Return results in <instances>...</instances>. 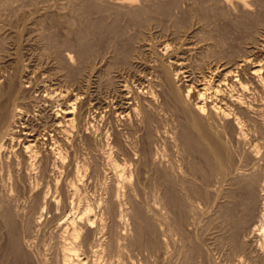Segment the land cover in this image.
<instances>
[{
    "label": "rangeland",
    "instance_id": "374dc122",
    "mask_svg": "<svg viewBox=\"0 0 264 264\" xmlns=\"http://www.w3.org/2000/svg\"><path fill=\"white\" fill-rule=\"evenodd\" d=\"M120 1L122 0H0V84H8V76H10V74L12 76H10L11 80L14 75H16L15 73L17 71L24 70L25 73L26 71L28 73H26V76L28 77L26 78L28 80L25 77L24 78L27 81L30 80L32 82V89L30 88L29 90H32L33 92L35 91L37 98L39 97L38 100H36L37 98L35 97L36 102L33 101V106L37 105V101H39L40 98L44 99L47 94H49L50 97L51 95L53 96L54 99L52 98V100L55 101L54 107L59 105V109H62L65 105L67 106V103L69 104L74 102L73 99H75V97H80H78L77 100L79 101L77 102V105L79 104L80 106L78 105L79 107L76 109L77 113H75L76 115L74 121L75 129L72 133V137L74 138L72 146H74L71 147L70 144V147H67L70 149H67V151L68 154H70V160L72 159V156H74L73 158L75 160H78L77 162L80 160L79 164L85 166V169L83 170H86L88 167V171L86 170L88 177H85L84 181V188L87 189L86 197L90 199L87 200L90 202L92 201L94 210L95 212H99V214L96 212L99 216L104 213L103 216L105 219L106 229L103 231L101 238L103 237L105 242L102 239L99 240L98 237L100 234L98 233L95 234V237L92 236L91 239H89L92 242L94 241L92 244H97L98 241L101 242L102 240L100 257L101 255L102 257H105H99L98 259L99 261L101 259L100 262H102V264H250L254 259L256 261L258 257H260V259L258 258L257 262L251 264H264V251H259V243H264V237H260V235L254 234L252 231V228H254L253 226L255 225L254 221H256L257 224L258 215L255 216V219L252 218L253 222L250 219L251 215L241 216L242 218L239 220V223H243L241 226L240 224H234L233 226L232 222L227 225L229 222L226 221L225 218H221L222 216L224 217V213L225 210H227L228 205H222L224 202L221 203L222 200L216 197L217 194H215V192L217 193L219 190L217 188L219 183L220 185L218 187L220 188L221 186V182H219L220 179H218L220 178V175L217 174V170L215 171L213 168H208L209 165L206 163L205 158L201 155L202 152L197 146L198 143L194 142L193 146L195 145L196 147H186L183 142L186 119L180 112L173 109L171 105L167 104V95H164L166 92L163 91L164 88L161 87V84L163 83L162 81L165 78L164 67H166V65L169 67V70L171 68L173 71L178 67L180 62H183L187 66L186 69L189 75H191V77L194 76V80H202L203 77H208L207 79H211L212 77L217 79L218 74H225L226 71L234 69V74H242L241 78H244L243 81L248 83L250 89L253 87V90L251 89L252 92L250 94L248 93L250 95V99L264 108V92L257 90L256 91L258 93L255 92V88L252 83L253 81H251L252 78L250 76L249 64L243 61V59L246 60L247 58L249 61L251 58V61L257 59L261 60V57L264 59V40H262L264 39V0H229V2L228 0H134V7H128L129 5L127 6V4L125 5L122 3L121 4L123 6H121L119 3ZM99 20H103L106 26L101 33L102 35L100 34V36H97L93 32L95 31V24L98 23L97 21ZM41 24L42 26H40ZM80 35H83V37H85L84 39H87L88 43L91 44V50L93 53L90 52L88 63H85V61H82L80 58L79 47L77 45L78 43L75 42L78 41L76 40V37ZM127 51L129 52L126 53ZM68 53L74 57L71 64L70 62H68L69 64L65 63L67 62L66 55ZM59 59L61 62H59ZM63 61L66 64H64L65 66L63 65ZM61 63L62 65H59ZM84 64H91L88 68V72L91 71V73H93L91 74L89 72L88 77L91 76L90 80L92 78L93 79L90 83H88L89 81H86L82 84L79 83L80 77H77V73L82 70V66L85 67ZM246 64L248 65L246 66ZM160 65L162 67H160ZM163 65L165 66L163 67ZM30 73L32 74L31 76ZM162 74L164 76H162ZM100 76L101 78H99ZM161 76L163 80L159 78ZM32 79L36 80L33 82ZM149 81H152V84ZM35 82L38 83L36 84ZM100 82L102 84H100ZM139 82H142L143 84H140ZM40 83L42 84L40 85ZM45 83H47L46 87L43 86L42 88L41 86ZM138 84L142 88L144 87V89L140 88ZM159 84L160 86H158ZM182 84L183 82L181 85ZM126 85L128 86L126 87ZM148 85H153L154 89L156 88L154 90L152 87V89L156 91L155 94L158 95H155L156 97L154 96V102L145 96L146 94L144 91L147 90L146 87H148ZM183 85L182 89L185 88L186 83ZM160 87L162 89H160ZM38 90L40 91V94ZM32 91L30 93L33 94ZM131 91H136V93L138 95H142L143 98L141 96L139 97L140 100L138 99L139 101L136 100L138 95L134 96L135 93H132ZM141 91L144 92V94ZM161 91L162 93H165L161 94ZM35 92L33 95H35ZM50 92L53 93L51 94ZM61 92H63V96ZM122 93L127 95L130 93L133 97L129 95L131 98H127L129 96L125 94L123 96ZM41 94L43 95V98ZM134 97L136 98L134 99ZM132 99L135 100L137 108L135 107L134 101V106L132 105ZM141 99L143 103L145 102V104L141 103ZM119 100H121L123 105L119 102ZM164 100L166 103L163 102ZM125 102L129 103L127 104ZM138 103L139 107L137 106ZM120 104L121 106L118 107ZM124 104H127V106ZM129 104L136 108L135 111ZM152 104L159 105L160 107H153L151 106ZM143 105L148 106L144 107ZM129 109L132 111L128 112ZM137 109L141 111L140 114L142 115L137 113ZM146 109L151 111H149L148 114H145V112H148ZM123 111L125 113L127 112L126 115ZM146 116L150 117H148V119L154 120H149L152 124H146ZM78 117L80 120L77 119ZM140 118L143 120H140ZM82 121L83 123H81ZM223 121L222 124L224 126L228 124V128L225 126L226 130H228H225L221 136L223 137L224 135L223 139H225V142L227 141V143H225L223 139L221 140L226 152V145H228L229 149H231H228V156L235 155V157L231 156L232 159H237L235 162L233 161L235 167L237 163L238 168L239 166L242 167L246 162L245 165H249L243 166L244 168L242 167L240 169H245V171H250L249 169L252 171L255 169L256 171L253 172L257 175L259 174L257 177L259 178L260 176V178L264 181V125L257 124V126L255 124L256 126L254 127V125H252L254 124L252 123L254 122V118L250 119L249 121L251 123L248 121L250 130H247L248 132L246 131L244 136L240 135V139V136L238 137L239 134L231 127L229 123L230 121ZM80 127L82 128L80 129ZM229 127L231 128L229 129ZM258 127L260 129H258ZM149 130L152 132L149 133ZM193 130H191V134H194L195 137L197 136V138H199V140L208 144L206 141L200 139V135H196L199 134L198 131L196 132V130H194L195 132H193ZM229 152L231 153L229 154ZM232 152L234 153L232 154ZM110 154L111 156H109ZM111 158H113V160ZM148 158L150 160H148ZM239 159L242 161V166L241 162L238 161ZM108 160H111L112 162H109ZM114 160L118 162L117 165L126 167L125 169L128 175V179L126 180L128 183L122 182L120 191L119 187L117 189V186L121 185V183L116 174H114L115 170L112 164H109H116L117 162ZM71 163L73 164L71 167H74V163L72 161ZM246 167L248 168L246 169ZM172 169L175 170L173 171ZM176 170V175L179 173L177 177H181H175L176 175L174 172ZM73 171L74 170L71 171V174ZM164 175L167 176V179ZM213 175H215V177ZM171 176L172 178L170 179ZM174 177L177 180L176 182H173ZM260 178L259 180H261L262 185H264V182ZM183 181L187 183L185 184ZM181 185L183 186L182 189L180 188ZM171 186L175 187L170 188ZM177 186L178 188L176 189ZM168 187L172 190L171 193L173 192V194L176 192L173 191V188L174 190H178L176 193L179 192V188L183 191L181 192L180 190L179 194H176L177 196L175 195V197L173 194L171 195V193H167V196L165 194L168 192L167 190H169ZM186 187L188 191H186ZM206 190L209 191H207V194L205 195L204 192H206ZM210 192L214 198L206 197L210 194ZM178 196H180V198L182 196L184 197L182 198V201L185 206L180 205V203L183 204V202H181V199H177ZM203 197L206 198L203 199ZM24 199V197L22 199L20 198L19 205L23 208V211H26L23 213L21 208L22 212L20 211L19 214H17L18 216L15 215L13 226L8 224V226L6 225L4 218H2L4 213L0 211V213H2V215H0V264H14L15 262V256L12 253L10 254V251H8V247L10 245L9 238L11 233L15 231V228L18 232V237L21 236L22 239L26 238L23 241L20 238L22 243H24L22 247L23 252L27 254V256L32 257H29V262H25L24 264H35V260L37 264H43L48 261V263L51 262L52 264L55 259L56 262L60 259V264L62 259L61 230H59L60 228L57 226L58 224L56 223V218L54 219L52 217V215L54 216V213H46V210L45 216L40 220L38 217L42 209L40 207H35L36 202H38L37 199L34 200L35 203L32 200H28L29 198H26L27 201ZM176 200H180V203ZM209 200H216V202H209ZM28 202H30L31 206H29L30 204ZM208 202L210 205H208ZM38 205L39 204L36 206ZM207 205L209 206V210H211L209 212ZM228 208L230 209L229 206ZM230 211L231 210H229V212ZM226 212L229 213L228 211ZM19 215H23V217L21 218ZM45 218L46 220H44ZM18 219L21 220L19 221ZM16 221L19 222V225H16ZM1 223L3 224L2 226ZM231 223L233 228H230ZM237 226H240L241 229L239 227L237 229ZM11 228L12 230L10 233ZM19 232H21V234ZM255 235H257V237L254 238ZM24 236L26 237L24 238ZM57 241H60L59 244ZM90 241H88L89 244H91ZM83 246L84 247L80 248L82 252L87 250L85 249L84 244ZM82 248H84V250H82ZM104 249L106 252H104ZM253 250H255V252L257 250L260 255L257 252H253ZM91 255L92 253L90 254L89 252V256ZM249 255L251 256L250 260L249 257H247ZM42 256H45V258L43 257L44 260ZM50 258L52 259L50 260ZM261 258H263V261L260 262ZM40 259L42 263L40 262ZM45 259L48 261H45ZM90 259L92 261H90L89 264H93V257H90Z\"/></svg>",
    "mask_w": 264,
    "mask_h": 264
},
{
    "label": "bare ground",
    "instance_id": "6f19581e",
    "mask_svg": "<svg viewBox=\"0 0 264 264\" xmlns=\"http://www.w3.org/2000/svg\"><path fill=\"white\" fill-rule=\"evenodd\" d=\"M14 1V0H13ZM77 1V0H76ZM225 1V0H224ZM98 2V1H97ZM96 2V3H97ZM171 2V1H170ZM175 2V1H174ZM229 2V0H228ZM9 3V2H8ZM31 3V2H30ZM84 3V2H83ZM86 3V2H85ZM88 3V2H87ZM120 4H127L128 7H132L133 5H135L134 0H122L119 2ZM118 3V4H119ZM166 3V2H165ZM226 3V2H224ZM103 4V3H102ZM101 4V5H102ZM121 4V6H123ZM1 5V4H0ZM96 5V4H95ZM174 5V4H173ZM245 5V4H244ZM13 6V5H12ZM83 6V5H82ZM86 6V5H85ZM171 6V5H170ZM175 6V5H174ZM8 7V6H7ZM91 7V6H90ZM98 7V6H97ZM100 7V6H99ZM110 7V6H109ZM108 7V8H109ZM126 7V6H125ZM134 7V6H133ZM156 7V6H155ZM24 8V7H23ZM75 8V7H74ZM85 8V7H84ZM45 9V8H44ZM86 9V8H85ZM104 9V8H103ZM143 9V8H142ZM141 9V10H142ZM159 9V8H158ZM264 9V8H263ZM207 10V8H206ZM80 11V9H79ZM91 11V10H90ZM99 11V9H98ZM12 12V11H11ZM92 12V11H91ZM111 12V11H110ZM108 13V12H107ZM138 13V10H137ZM205 13V12H204ZM116 14V13H115ZM114 14V15H115ZM136 14V11H135ZM140 14V13H139ZM137 14V15H139ZM82 15V14H81ZM201 15V14H200ZM136 16V15H135ZM93 17V16H92ZM143 17V16H142ZM90 18V17H89ZM109 18V17H108ZM19 19V18H18ZM48 19V18H47ZM87 19V18H86ZM85 19V20H86ZM115 19V18H114ZM135 19V18H134ZM140 19V18H138ZM169 19V18H168ZM195 19V18H194ZM199 19V18H198ZM203 19V18H201ZM83 20V19H82ZM91 20V19H90ZM97 20V19H96ZM109 20V19H108ZM193 20V19H192ZM259 20V19H258ZM13 21V20H12ZM22 21V20H21ZM28 21V20H27ZM206 21V20H205ZM212 21V20H211ZM98 23L95 24V31L93 33H95V35L100 36V34L102 33L103 29H105L104 27L105 22L103 20H99L97 21ZM154 22V21H153ZM261 22V21H260ZM74 23V22H73ZM139 23V22H138ZM186 23V22H185ZM244 23V22H243ZM69 24V23H68ZM94 24V23H93ZM137 24V23H136ZM146 24V23H145ZM74 25V24H73ZM82 25V24H81ZM264 25V24H263ZM42 26V24L40 25ZM89 26V25H88ZM148 26V24H147ZM4 27V26H3ZM13 27V26H12ZM39 27V26H38ZM252 27V26H251ZM16 28V27H15ZM60 28V27H59ZM111 28V27H110ZM140 28V27H139ZM169 28V27H168ZM227 28V27H226ZM21 29V28H20ZM57 29V28H56ZM55 29V30H56ZM128 29V28H127ZM151 29V28H150ZM252 29V28H251ZM254 29V28H253ZM69 30V29H68ZM181 30V29H180ZM261 30V29H260ZM169 31V30H168ZM15 32V31H14ZM72 32V31H70ZM89 32V31H88ZM110 32V31H109ZM41 33V32H40ZM44 33V32H43ZM79 33V32H78ZM256 33V32H255ZM16 34V33H15ZM34 34V33H33ZM77 34V33H76ZM84 34V33H82ZM71 35V34H69ZM102 35V34H101ZM254 35V34H253ZM31 36V35H30ZM46 36V34H45ZM17 37V36H16ZM47 37V36H46ZM51 37V36H50ZM89 37V36H88ZM94 37V35H93ZM102 37V36H101ZM111 37V36H110ZM131 37V36H130ZM262 37V36H261ZM28 38V37H27ZM52 38V37H51ZM58 38V37H57ZM63 38V37H62ZM85 37H83V35L76 37L75 41L76 43H78V47H79V55L80 58L82 59V61H85V63H88V58L90 55V52H92L91 50V44L88 43L87 39H84ZM90 38V37H89ZM138 38V37H137ZM136 38V39H137ZM198 38V37H197ZM6 39V38H5ZM54 39V38H53ZM74 39V38H73ZM16 40V39H15ZM51 40V39H50ZM91 40V39H90ZM264 40V39H262ZM5 41V40H4ZM70 41V40H69ZM256 41V40H255ZM44 42V41H43ZM54 42V41H53ZM110 42V41H109ZM149 42V41H148ZM198 42V41H197ZM3 43V42H2ZM67 43V42H66ZM72 43V42H71ZM117 43V42H116ZM56 44V42H55ZM68 44V43H67ZM95 44V43H94ZM93 44V45H94ZM179 44V43H178ZM48 45V44H47ZM50 45V44H49ZM114 45V44H113ZM12 46V45H11ZM117 46V44H116ZM168 46V45H167ZM23 47V46H22ZM52 47V46H51ZM55 47V45H54ZM125 47V46H124ZM130 47V46H129ZM177 47V46H176ZM67 48V47H66ZM105 48V47H104ZM109 48V47H108ZM147 48V47H146ZM154 48V47H153ZM60 49V48H58ZM70 49V48H69ZM102 49V48H101ZM157 49V48H156ZM161 49V48H160ZM169 49V48H168ZM173 49V48H170ZM52 50V49H51ZM116 50V49H115ZM138 50V49H137ZM154 50V49H153ZM166 50V49H165ZM197 50V49H196ZM4 51V50H3ZM15 51V49H14ZM43 51V50H42ZM48 51V50H46ZM65 51V50H64ZM113 51V50H112ZM119 51V49H118ZM19 52V51H18ZM58 52V51H57ZM117 52V51H116ZM129 51H127L126 53H128ZM215 52V51H214ZM252 52V51H251ZM11 53V52H10ZM59 53V52H58ZM66 53V52H65ZM93 53V52H92ZM218 53V52H217ZM250 53V52H249ZM111 54V53H110ZM134 54V53H133ZM156 54V53H155ZM158 54V53H157ZM192 54V53H191ZM225 54V53H224ZM261 54V53H260ZM54 55V54H53ZM76 55V54H75ZM125 55V52H124ZM254 55V54H253ZM16 56V55H15ZM59 56V55H57ZM64 56V55H63ZM139 56V55H138ZM247 56V55H246ZM257 56V55H256ZM62 57V56H61ZM77 57V56H76ZM102 57V56H101ZM128 57V56H127ZM131 57V56H130ZM167 57V56H166ZM226 57V56H225ZM232 57V56H231ZM59 58V57H58ZM63 58V57H62ZM60 58V59H62ZM74 57H72L71 54H67L66 55V60L68 63L72 62V59ZM152 58V57H151ZM170 58V57H169ZM230 58V57H229ZM234 58V57H233ZM247 58V57H246ZM256 58V57H255ZM259 58V57H258ZM21 59V58H20ZM59 59V60H60ZM107 59V58H106ZM126 59V58H125ZM136 59V58H135ZM248 59V58H247ZM247 59H243V61H245V63L249 64V70H250V76L252 78L251 81H253V85L255 88V92L257 91H263L264 92V59H262V57L260 58L261 60H254L251 61L252 58L249 59L247 61ZM10 60V59H9ZM65 60V59H64ZM65 60V61H66ZM128 60V59H126ZM140 60V59H139ZM138 60V61H139ZM200 60V59H199ZM55 61V60H54ZM74 61V60H73ZM81 61V60H80ZM92 61V60H91ZM101 61V60H100ZM143 61V60H142ZM230 61V60H229ZM234 61V60H233ZM22 62V61H21ZM26 62V61H25ZM61 62V60L59 61ZM165 62V61H164ZM56 63V62H55ZM58 63V62H57ZM63 61V65L65 64ZM79 63V62H78ZM83 63V62H82ZM138 63V62H137ZM155 63V62H154ZM179 63V62H177ZM176 63V65H177ZM243 63V64H245ZM10 64V63H9ZM69 64V63H68ZM123 64V63H122ZM163 64V63H162ZM166 64V63H164ZM201 64V63H200ZM210 64V63H209ZM242 64V63H241ZM246 64V66L248 65ZM12 65V64H11ZM32 65V64H31ZM59 65H62L59 64ZM66 65V64H65ZM64 65V66H65ZM85 65V64H84ZM91 64L89 65H85V67L82 66V70L79 71V73H77V77H80L79 83L84 84L86 81H89L88 83H90V77H88V68ZM129 65V64H128ZM149 65V64H148ZM154 65V64H153ZM175 65V66H176ZM37 66V65H36ZM69 66V65H67ZM66 66V67H67ZM81 66V65H80ZM93 66V65H92ZM113 66V65H112ZM127 66V65H126ZM165 65H163L164 67ZM222 66V65H221ZM7 67V66H6ZM15 67V66H14ZM39 67V66H38ZM65 67V68H66ZM73 67V66H72ZM79 67V66H78ZM109 67V66H108ZM121 67V66H120ZM160 67H162L160 65ZM167 67V68H166ZM165 70H164V74H165V78L164 80L162 79V76H164L162 74L161 78L163 81V83L161 84L164 88L163 91L166 92L167 95V104L171 105L173 107V109H176L178 112H180L184 118L186 119V123L184 125V140L183 142L185 143L186 147H190L193 146L194 142L198 143V148L200 149V151L202 152V156L205 158L206 163L209 165L208 168H213L215 171L217 170V174L220 175V179L219 182H221V186L220 188L218 187L220 185L217 186V188L219 189L218 192L215 194H217L216 197H218L219 199H221V203L226 204L230 207V209L227 206V210H225L224 213V217L222 216L221 218H225L226 221H228L229 223L227 225L230 224V222L233 223L235 225L243 224L242 222L239 223L240 218H242L241 216H245V215H251V221L253 222V219H255V216H257V224L256 221H254L255 225L253 226L254 228H252L253 233L260 235V237H264V185H262L261 180H259V178L257 177L258 175L255 174L253 171H256L255 169L251 171V169H249L250 171H245V169H240L243 166H247L249 164L245 163L242 166V161H240V159L238 161L241 162V166H239V168L237 167L238 163L236 164V167L234 165L235 160L237 159H232L231 156L235 155H229L228 156V145L227 146V152L225 151V148L223 146V142L221 139L224 138L221 136L222 133H224V131L226 130V127L228 124H226L225 126L222 124V121L224 120H229L228 122L230 123L231 127L236 131V133H238V137L240 135H245L247 130H250L249 125H248V121L252 118H254V127L259 124V125H264V108L263 106L256 104L255 101H252L250 99V93L253 90V87H251V89L248 86V83L244 82L243 79L241 78L242 74H238L235 73V70H228L225 72V74H218L217 75V79L215 78H211V79H207L208 77H203L202 80H197V79H193V77H191V75H189L188 71H187V66L182 62H180L178 64V67L175 68V70H170L168 69L169 67L166 65ZM205 67V66H204ZM231 67V66H230ZM241 67V66H240ZM20 68V67H19ZM35 68V67H34ZM41 68V67H40ZM70 68V67H69ZM95 68V67H94ZM104 68V66H103ZM131 68V67H130ZM14 69V68H13ZM80 69V68H79ZM99 69V68H98ZM107 69V68H106ZM122 69V68H121ZM152 69V68H151ZM19 70V69H18ZM32 70V69H30ZM40 70V69H39ZM72 70V69H70ZM237 70V69H236ZM242 70V69H241ZM16 71V68H15ZM93 71V70H92ZM106 71V70H105ZM144 71V70H143ZM150 71V70H149ZM33 72V71H32ZM60 72V71H59ZM69 72V70H68ZM72 72V71H70ZM75 72V71H73ZM78 72V71H77ZM110 72V71H109ZM123 72V71H122ZM163 72V71H162ZM190 72V71H189ZM237 72V71H236ZM243 72V71H242ZM7 73V72H6ZM10 73V72H9ZM27 73V71H26ZM25 71H17L14 75V77L10 80V76H8L9 78V82L6 85H2L0 84V211L4 213V216H2V218H4V222L6 223V225H14V221H15V215L19 214V212L21 211V206L19 205V200L20 198L22 199L23 197L25 198L24 200L27 201L26 198H29L28 200H32L35 203V199H37L38 202H36V205L39 204L38 206L35 205V207H40L42 209V211L40 212L39 215V219L41 220L44 216H45V211L46 213L48 212H52V214L54 213V216L52 215V217L56 220V223L58 224V228H60L59 230H61V246H62V250H61V254H62V259H61V263L60 264H89L90 261H92L90 259V257H93V264H102L101 259L100 261L98 260L100 257V252H101V247H102V240L103 237L101 238L103 231H105V219H104V213L103 215H98L99 212H95L92 201H88L90 199H88V197H86V190L84 187V181H85V177L87 176L85 166L84 165H80V160L79 162H77L78 160H75L72 156V159H69V155L68 151H67V147H71L72 146V141L74 140V138L72 137V133L73 130L75 129V113L76 109L80 106L77 105V101L78 97H75L74 102L71 103H67V106L65 105V107H62V109H59V105H57L56 107H54V102L52 100L53 96L51 95V97L49 96V94H47V96H45L44 94V99H39L38 104L33 106V101L36 102V100H38L36 92L35 95L34 92L33 94L30 93L31 91L29 90L30 88L32 89V82L29 80L27 81L28 77L26 76ZM93 73V72H92ZM91 73V74H92ZM220 73V72H219ZM28 74V73H27ZM59 74V73H58ZM71 74V73H70ZM74 74V73H73ZM72 74V77H73ZM87 74V75H86ZM215 74V73H214ZM6 75V74H5ZM13 75V74H12ZM32 74L30 73V76ZM66 75V74H65ZM97 75V74H96ZM136 75V74H135ZM198 75V74H197ZM209 75V74H208ZM211 75V74H210ZM245 75V74H244ZM249 75V74H248ZM56 76V75H55ZM75 76V75H74ZM143 76V75H142ZM147 76V75H146ZM150 76V75H149ZM154 76V75H153ZM199 76V75H198ZM213 76V75H212ZM247 76V75H246ZM2 77V76H1ZM12 77V76H11ZM27 79H25V78ZM103 77V76H102ZM158 77V76H157ZM71 78V77H70ZM101 78V76L99 77ZM123 78V77H122ZM129 78V77H128ZM139 78V77H138ZM156 78V77H155ZM198 78V77H197ZM200 78V77H199ZM210 78V77H209ZM49 79V78H47ZM79 79V78H78ZM140 79V78H139ZM138 79V81H139ZM150 79V77H149ZM6 80V81H7ZM33 80V79H32ZM36 80V79H34ZM33 80V82H34ZM46 80V78H45ZM95 80V79H94ZM102 80V79H101ZM107 80V79H106ZM157 80V79H156ZM2 81V80H1ZM43 81V80H42ZM68 81V80H67ZM104 81V80H103ZM122 81V80H121ZM125 81V80H124ZM143 81V80H140ZM146 81V80H145ZM183 82L186 83L185 88L182 89V85L181 83ZM229 81V82H227ZM49 82V81H48ZM60 82V81H59ZM147 82V81H146ZM150 82V81H149ZM152 82V81H151ZM150 82V83H151ZM181 82V83H180ZM2 83V82H1ZM36 83V82H35ZM38 83V82H37ZM36 83V84H37ZM43 83V82H42ZM40 83V85L42 84ZM76 83V82H75ZM78 83V84H79ZM122 83V82H121ZM140 84L142 82H139ZM155 83V82H154ZM159 83V81H158ZM45 83L44 85H42L41 87L43 88V86L46 87ZM51 84V83H50ZM100 84H102L100 82ZM117 84V83H116ZM126 84V83H125ZM143 84V83H142ZM145 84V83H144ZM152 84V83H151ZM157 84V83H156ZM87 85V84H86ZM97 85V84H96ZM147 85V84H146ZM36 86V85H35ZM50 86V85H49ZM82 86V85H81ZM89 86V85H88ZM128 85H126L127 87ZM139 86V84H138ZM160 86V84L158 85ZM184 86V85H183ZM37 87V86H36ZM40 87V88H41ZM55 87V86H54ZM76 87V86H75ZM84 87V86H83ZM111 87V86H110ZM123 87V86H122ZM140 88H142L141 86H139ZM146 87V86H145ZM154 86L152 85H148L147 90H145V96L148 97L151 101H155L154 100V96L157 95L155 94L156 91H154ZM160 87V89H162ZM34 88V86H33ZM39 88V87H38ZM37 88V89H38ZM60 88V87H59ZM80 88V87H79ZM78 88V89H79ZM91 88V87H90ZM105 88V87H104ZM125 88V87H124ZM131 88V87H130ZM139 88V89H140ZM145 88V89H146ZM52 89V88H51ZM56 89V88H55ZM128 89V88H127ZM144 89V87L142 88ZM53 90V89H52ZM80 90V89H79ZM84 90V89H83ZM89 90V89H88ZM91 90V89H90ZM121 90V89H120ZM123 90V88H122ZM251 90V91H250ZM257 90V91H256ZM39 91V90H38ZM42 91V89H41ZM45 91V88H44ZM43 91V92H44ZM48 91V90H47ZM59 91V90H58ZM70 91V90H69ZM125 91V90H124ZM140 91V90H138ZM56 92V91H55ZM89 92V91H88ZM123 92V91H122ZM128 92V91H127ZM132 92V91H131ZM142 92V91H141ZM140 92V93H141ZM144 92H142L144 94ZM163 92V93H165ZM254 92V91H253ZM30 93V94H29ZM51 93V92H50ZM53 93V92H52ZM51 93V94H52ZM86 93V92H85ZM91 93V92H90ZM99 93V92H98ZM107 93V92H106ZM126 93V92H125ZM124 93V94H125ZM135 93L134 96H137L138 94L136 93V91L132 92ZM139 93V94H140ZM161 91V94H163ZM249 93V94H248ZM258 93V92H257ZM256 93V94H257ZM29 94V95H28ZM38 94V92H37ZM40 94V91H39ZM62 96H63V92H61ZM120 94V93H119ZM123 94V93H122ZM121 94V96H122ZM123 94V96H124ZM255 94V93H253ZM42 95V94H41ZM56 95V94H55ZM127 95V94H125ZM130 95V93H129ZM127 95V96H129ZM133 95V94H132ZM118 96V95H116ZM131 96V95H130ZM127 97V98H131V97ZM142 95H138L137 99H139V97H141ZM158 96V95H157ZM256 96V95H254ZM261 96V95H260ZM37 99H36V98ZM58 97V96H57ZM60 97V96H59ZM65 97V96H64ZM107 97V96H106ZM115 97V96H114ZM156 97V96H155ZM163 97V96H162ZM253 97V96H251ZM43 98V95H42ZM80 98V97H79ZM83 98V97H82ZM124 98V97H123ZM126 98V100H127ZM136 97H134L135 99ZM143 98V96H142ZM36 99V100H35ZM54 99V98H53ZM57 99V98H56ZM99 99V98H98ZM109 99V98H108ZM107 99V100H108ZM122 99V97H121ZM132 99V105L135 103V100ZM147 99V98H146ZM143 99V100H146ZM165 99V97H164ZM261 99V98H260ZM130 100V99H129ZM140 100V99H139ZM138 100V101H139ZM148 100V99H147ZM149 100V102H150ZM255 100V99H253ZM128 101V100H127ZM130 101V103H131ZM134 101V103H133ZM137 101V102H138ZM57 102V101H56ZM112 102V101H111ZM119 102H121V100H119ZM165 102V100L163 101ZM58 103V102H57ZM56 103V104H57ZM60 103V102H59ZM127 103V102H125ZM129 103V102H128ZM127 103V104H128ZM141 103L145 104V102L143 103L142 99H141ZM151 103V102H150ZM156 103V102H155ZM166 103V102H165ZM116 104V103H115ZM122 104V102H121ZM121 104L118 106L120 107ZM127 104L125 106H127ZM148 104V103H146ZM123 105V104H122ZM130 105V104H129ZM132 105H130L132 107V109L134 108ZM165 105V104H164ZM103 106V105H102ZM139 107V103L137 105ZM142 106V105H140ZM144 107H147L148 105H143ZM151 106H159V105H154L152 104ZM149 106V107H151ZM168 106V105H167ZM170 106V107H171ZM61 107V106H60ZM92 107V106H91ZM116 107V106H115ZM117 107V108H118ZM135 107H136V103H135ZM143 107V108H144ZM148 107V108H149ZM160 107V106H159ZM158 107V108H159ZM103 108V107H102ZM109 108V107H108ZM129 108V107H128ZM126 108V109H128ZM137 108V107H136ZM134 108L133 110L135 111ZM54 109V110H53ZM124 109V108H122ZM141 109V108H138ZM137 109V110H138ZM168 109V108H167ZM172 109V108H171ZM84 110V109H83ZM145 110V109H144ZM148 110V109H146ZM155 110V108H154ZM98 111V110H97ZM120 111V110H119ZM132 111L131 109H129L128 112ZM148 112H145V114H148ZM171 111V110H170ZM79 112V110H78ZM121 112V111H120ZM124 112V111H123ZM122 112V113H123ZM153 112V111H152ZM81 113V111H80ZM90 113V112H89ZM121 113V114H122ZM125 113V112H124ZM127 113V112H126ZM125 113V115H126ZM135 113V112H134ZM137 113H141V111L138 110ZM143 113V112H142ZM119 114V113H118ZM143 114V115H145ZM152 114V113H151ZM160 114V113H159ZM78 115V114H77ZM80 115V114H79ZM142 115V114H140ZM138 115V116H140ZM150 115V114H149ZM82 116V114H81ZM88 116V115H87ZM113 116V115H112ZM115 116V115H114ZM122 116V115H121ZM124 116V115H123ZM131 116V115H130ZM151 116V115H150ZM153 116V115H152ZM177 116V115H176ZM178 116L180 117V115L178 114ZM141 117V116H140ZM143 117V116H142ZM147 117V116H146ZM149 117V116H148ZM148 117L145 119L147 122L146 124H150L151 121L153 119H148ZM125 118V116H124ZM150 118V117H149ZM78 120H80V118H77ZM142 118H140L141 120ZM178 119V118H177ZM184 119V120H185ZM77 120V121H78ZM121 120V119H119ZM139 120V121H140ZM143 120V119H142ZM149 120H151L149 122ZM92 121V120H90ZM154 121V120H153ZM223 121V122H224ZM253 121V120H251ZM128 122V121H127ZM134 122V121H133ZM144 122V121H143ZM183 122V121H182ZM227 122V123H228ZM250 122V121H249ZM83 123V121L81 122ZM112 123V122H111ZM132 123V122H131ZM141 123V122H140ZM251 123V122H250ZM77 124V123H76ZM145 124V123H144ZM152 124V123H151ZM163 124V123H162ZM256 124V125H255ZM82 125V124H80ZM78 125V126H80ZM123 125V124H122ZM140 126V125H139ZM147 126V125H145ZM151 126V125H150ZM149 126V127H150ZM251 126V125H250ZM258 126V125H257ZM141 127V126H140ZM148 127V128H149ZM159 127V126H158ZM229 127V129L231 128ZM78 128V127H77ZM82 127H80L81 129ZM126 128V126H125ZM134 128V127H133ZM152 128V127H151ZM150 128V129H151ZM172 128V127H171ZM228 128V126H227ZM253 128V127H252ZM79 129V131H80ZM138 129V128H137ZM178 129V128H177ZM196 130V132L198 131L199 134L196 135H200V139L206 141L208 144L202 142L201 140H199V138H197V136L195 137L194 134H191V130ZM232 129V130H233ZM258 129H260L258 127ZM264 129V128H263ZM77 130V129H76ZM92 130V129H91ZM141 130V129H140ZM152 130V129H151ZM193 130V132H195ZM228 130V129H227ZM226 130V131H227ZM255 130V128H254ZM262 130V129H261ZM78 131V130H77ZM83 131V130H82ZM148 131V130H147ZM157 131V130H156ZM252 131V129H251ZM256 131V130H255ZM258 131V130H257ZM76 132V131H75ZM152 132L149 130V133ZM248 132V131H247ZM250 132V131H249ZM80 133V132H78ZM137 133V132H136ZM235 133V132H233ZM254 133V132H253ZM125 134V133H124ZM132 134V133H131ZM174 134V133H173ZM248 134V133H247ZM251 134V133H250ZM150 136V134H149ZM148 136V137H149ZM247 136V135H246ZM147 137V138H148ZM132 138V137H131ZM177 138V137H176ZM146 139V138H145ZM160 139V138H159ZM183 139V138H182ZM241 139V136H240ZM243 139V138H242ZM169 140V139H168ZM225 142V139H223ZM90 141V140H89ZM135 141V140H134ZM148 141V139H147ZM201 141V142H200ZM247 141V140H246ZM149 142V141H148ZM81 143V142H80ZM108 143V142H107ZM128 143V142H127ZM151 143V142H150ZM227 143V141L225 142ZM116 144V143H115ZM135 144V143H134ZM139 144V143H138ZM177 144V143H176ZM184 145V144H183ZM83 146V145H82ZM120 146V145H119ZM195 146V145H194ZM193 146V147H194ZM97 147V146H96ZM121 147V146H120ZM184 147V146H183ZM196 147V146H195ZM137 148V147H136ZM253 148V147H252ZM70 149V148H69ZM68 149V150H69ZM89 149V148H88ZM153 149V148H152ZM182 149V148H181ZM198 149V150H199ZM231 150V149H229ZM235 150V149H234ZM87 151V150H86ZM93 151V150H92ZM98 151V150H97ZM154 151V150H153ZM89 152V151H88ZM96 152V151H95ZM99 152V151H98ZM103 152V151H102ZM111 152V151H109ZM116 152V151H115ZM159 152V151H158ZM251 152V151H249ZM100 153V152H99ZM141 153V152H140ZM200 153V152H199ZM227 155H226V154ZM231 152H229L230 154ZM234 152H232L233 154ZM237 153V152H236ZM258 153V152H257ZM104 154V153H103ZM146 154V153H145ZM190 154V153H189ZM151 155V154H149ZM180 155V154H179ZM103 156V155H102ZM111 156V154L109 155ZM148 156V155H147ZM243 156V155H242ZM99 157V156H98ZM142 157V156H141ZM152 157V156H151ZM165 157V156H164ZM172 157V156H171ZM175 157V156H174ZM202 157V158H203ZM109 158V157H108ZM154 158V157H153ZM105 159V158H104ZM113 160V158H111ZM124 159V158H123ZM127 159V158H126ZM139 159V158H138ZM146 159V158H145ZM156 159V158H155ZM70 162H69V161ZM92 160V159H91ZM142 160V159H141ZM148 160H150L148 158ZM153 160V159H152ZM204 160V161H205ZM71 161L74 163V167H71L73 164L71 163ZM109 161V160H108ZM111 161V160H110ZM109 161V162H110ZM116 161V160H114ZM129 161V160H128ZM182 161V160H181ZM234 161V162H233ZM237 161V162H238ZM112 162V161H111ZM117 162V161H116ZM121 162V161H120ZM145 162V161H144ZM147 162V160H146ZM150 162V161H149ZM148 162V163H149ZM177 162V161H176ZM126 163V162H125ZM157 163V162H156ZM112 164L115 172L114 174H116L117 178L119 179L121 185L117 186V189L119 187V191L120 188L122 187V182L124 183H128L126 182L127 178V172H126V167H121L118 164V162L115 163H109ZM159 164V163H158ZM166 164V163H165ZM240 164V163H239ZM86 165V164H85ZM128 165V164H127ZM141 165V164H140ZM147 165V164H146ZM152 165V164H151ZM155 165V164H154ZM157 165V164H156ZM207 165V166H208ZM88 166V165H87ZM111 166V165H110ZM153 166V165H152ZM174 166V165H173ZM106 167V166H105ZM108 167V166H107ZM155 167V166H154ZM175 167V166H174ZM179 167V166H178ZM199 167V166H198ZM249 167V166H248ZM246 167V169L248 168ZM74 168V169H71ZM181 168V167H180ZM244 168V167H243ZM254 168V166H253ZM96 169V168H95ZM130 169V168H129ZM179 169V168H178ZM177 169V170H178ZM74 170L71 174V171ZM111 170V168H110ZM131 170V169H130ZM173 170V169H172ZM175 170V169H174ZM173 170V171H174ZM177 170L174 172L176 175ZM194 170V169H193ZM259 170V169H258ZM263 170V169H262ZM88 171V170H87ZM92 171V170H91ZM106 171V170H105ZM157 171V170H156ZM162 171V170H161ZM189 171V170H188ZM199 171V170H198ZM210 171V169H209ZM213 171V170H212ZM261 171V170H260ZM109 172V171H108ZM129 172V171H128ZM158 172V171H157ZM170 172V171H169ZM185 172V171H184ZM202 172V171H201ZM160 173V171H159ZM166 174H170L167 172H163ZM173 173V172H172ZM182 173V172H181ZM180 173V175H181ZM195 173V172H194ZM208 173V172H207ZM213 173V172H212ZM89 174V173H88ZM113 174V173H112ZM130 174V173H129ZM132 174V173H131ZM149 174V173H148ZM172 175V174H171ZM179 175V173L177 174ZM177 175L175 177H177ZM186 175V173H185ZM99 176V175H98ZM113 176V175H112ZM115 176V177H116ZM155 176V175H154ZM160 176V175H159ZM165 176V175H164ZM170 176V175H169ZM168 176V177H169ZM174 176V175H173ZM215 177V175H213ZM101 177V176H100ZM130 177V176H129ZM167 179V176H165ZM174 177L173 182H176V178ZM181 177V176H179ZM177 177V178H179ZM193 177V176H192ZM97 178V176H96ZM162 178V176H161ZM172 178V176L170 177V179ZM183 178V176H182ZM100 179V178H99ZM115 179V178H114ZM131 179V178H130ZM159 179V178H158ZM169 179V178H168ZM169 179V181H170ZM186 179V178H185ZM262 179V178H260ZM90 180V179H89ZM104 180V179H103ZM117 180V179H116ZM163 180V179H162ZM160 180V181H162ZM183 180V179H182ZM168 181V180H167ZM179 181V180H178ZM181 181V178H180ZM263 181V179H262ZM104 182V181H103ZM115 182V181H114ZM130 182V181H129ZM166 182V181H164ZM172 182V183H173ZM184 182V181H183ZM216 182V183H217ZM264 182V181H263ZM161 183V182H159ZM171 183V182H170ZM181 183V182H180ZM185 183V182H184ZM187 183V182H186ZM185 183V184H186ZM179 184V183H178ZM175 184V185H178ZM183 184V183H181ZM184 184V185H185ZM208 184V183H206ZM126 185V184H125ZM164 185V184H163ZM168 185H172V184H168ZM167 185V186H168ZM211 185V184H209ZM208 185V186H209ZM159 186V185H158ZM180 186V184H179ZM186 186V185H185ZM124 187V186H123ZM162 187V186H161ZM166 187V186H165ZM164 187V188H165ZM175 187V186H171L170 188ZM182 185H181V189H182ZM169 188V187H168ZM169 188V190H167L168 192H166L165 195H167V193H171V189ZM178 188V186L176 187V189ZM179 188V192L180 189ZM123 189V188H122ZM163 189V188H162ZM167 189V188H166ZM184 189V188H183ZM158 190V189H157ZM165 190V189H164ZM124 191V190H123ZM173 191H178V190H174ZM183 190H181L182 192ZM186 191H188L187 187H186ZM207 191L204 192V194H207ZM157 192V191H156ZM159 192V191H158ZM165 192V191H163ZM174 192L175 194H173V192L171 193V195L173 194L174 197L175 195L179 194ZM209 193V192H208ZM139 194V193H138ZM184 194V192H183ZM202 194V193H201ZM116 195V194H115ZM120 195V192H119ZM124 195V193H123ZM176 195V196H177ZM181 195V194H180ZM210 195V196H209ZM208 196H206L207 198L209 197H213L212 193L210 192ZM114 196V195H113ZM125 196V195H124ZM168 196V195H167ZM186 196V195H184ZM204 196V195H202ZM90 197V196H89ZM116 197V196H115ZM119 197V196H118ZM138 197V196H137ZM179 197V198H178ZM177 199H181V202H183L182 198H184L183 196L180 198V196H178ZM187 197V196H186ZM206 197H203V199H205ZM130 198V197H129ZM140 198V197H139ZM168 198V197H167ZM172 198V197H170ZM191 198V197H190ZM214 198V197H213ZM88 199V200H87ZM100 199V198H99ZM117 199V198H116ZM175 199V198H174ZM217 199V198H216ZM218 199V200H219ZM97 200V199H96ZM104 200V199H103ZM24 201V202H25ZM128 201V200H127ZM176 201H180V200H176ZM207 201V200H206ZM213 201V200H209ZM101 202V201H99ZM177 202V203H178ZM208 202V205H210V203ZM215 201H213V203H215ZM30 204V202H28ZM27 203V204H28ZM172 203V202H171ZM176 203V202H175ZM180 203V202H179ZM207 203V202H206ZM219 203V202H218ZM102 204V203H101ZM124 204V202H123ZM126 204V203H125ZM217 204V203H216ZM220 204V203H219ZM15 205V206H14ZM96 205V204H95ZM180 205L185 206L184 202L183 204L180 203ZM202 205V204H201ZM208 207V212L211 211L209 210V206ZM31 206V204L29 205ZM34 206V205H33ZM101 206V205H99ZM105 206V205H103ZM178 206V205H177ZM175 206V207H177ZM180 206V207H181ZM225 206V205H224ZM25 207V204H24ZM98 207V205H97ZM153 207V206H152ZM179 207V208H180ZM226 207V206H225ZM28 208V207H27ZM106 208V207H105ZM145 208V207H144ZM182 208V207H181ZM224 208V207H221ZM32 209V208H31ZM142 209V208H141ZM211 209V207H210ZM40 210V209H39ZM37 210V211H39ZM101 210V209H100ZM131 210V209H130ZM170 210V209H169ZM179 210V209H178ZM229 210H231L229 212ZM23 211V208H22ZM21 211V212H22ZM26 211V210H24ZM23 211V213H24ZM189 211V210H188ZM187 211V212H188ZM205 211V210H204ZM226 211H228L229 213H227ZM105 212V211H104ZM125 212V211H124ZM185 212V210H184ZM26 213V212H25ZM101 213V212H100ZM164 213V212H163ZM171 213V212H170ZM227 213V214H226ZM180 214V213H179ZM221 214V213H220ZM226 214V216H225ZM0 215H2V213H0ZM47 215V214H46ZM106 215V213H105ZM174 215V213H173ZM207 215V214H206ZM18 216V215H17ZM20 216V215H19ZM247 216V217H249ZM21 218L23 217L20 216ZM123 217V216H122ZM19 218V217H18ZM108 218V217H107ZM119 218V217H118ZM253 218V219H252ZM36 219V218H35ZM243 219L245 220V218L243 217ZM247 219V218H246ZM249 219V218H248ZM19 220V219H18ZM21 220V219H20ZM19 220V221H20ZM46 220V218L44 219ZM185 220V219H184ZM225 221V222H226ZM0 222H1V218H0ZM40 222V221H39ZM38 222V223H39ZM108 222V220H107ZM182 222V221H181ZM224 222V223H225ZM4 223V224H5ZM16 225H19V222L16 221ZM32 223V222H31ZM34 223V222H33ZM171 223V222H170ZM220 223V222H219ZM227 223V222H226ZM225 223V224H226ZM232 223H231V227H232ZM251 223V222H250ZM22 224V223H21ZM37 224V223H36ZM97 224V225H96ZM179 224V222H178ZM181 224V223H180ZM3 224L1 223V226ZM5 225V226H6ZM7 225V226H8ZM15 225V226H16ZM160 225V224H159ZM21 226V225H20ZM30 226V225H29ZM172 226V225H171ZM182 226V225H181ZM240 226H237L240 228ZM236 227V226H235ZM234 227V229H235ZM248 227V226H247ZM15 228V227H14ZM21 228V227H20ZM19 228V230H20ZM127 229V228H126ZM170 229V228H169ZM241 229V228H240ZM12 228L10 229V233H11ZM23 230V229H22ZM163 230V229H162ZM171 230V229H170ZM4 231V230H3ZM34 231V229H33ZM125 231V230H124ZM154 232V231H153ZM165 232V231H164ZM9 233V234H10ZM17 231L15 228V231H13L10 235L9 238V247H8V251H10V254L12 253L15 256V262L14 264H24L25 262H29V257L32 258L31 256H27V254H25L23 252V244L22 241L25 240L26 236H24L25 239H22L21 236H17ZM21 234V232H19ZM50 233V232H49ZM48 233V234H49ZM100 234V236L98 237L100 241H98L97 244H92L93 242L90 241L89 239H91L92 236H96L95 234ZM111 233V232H110ZM127 233V232H126ZM170 233V231H169ZM19 234V235H20ZM167 234V232H166ZM236 234V233H235ZM251 234V233H250ZM257 235L254 236L257 237ZM36 236V235H35ZM39 236V235H38ZM252 236V235H251ZM163 237V236H162ZM22 241H21V239ZM49 238V237H48ZM118 238V237H117ZM156 238V237H155ZM253 238V237H252ZM94 239V238H92ZM264 239V238H263ZM111 240V239H110ZM164 240V239H163ZM187 240V239H186ZM253 240V239H252ZM21 241V243H20ZM44 241V240H43ZM88 241L91 242V244L88 243ZM97 241V240H96ZM105 242V240H103ZM262 241V240H261ZM51 242V240H50ZM58 244L60 241H57ZM250 242V241H249ZM248 242V243H249ZM260 242V241H259ZM5 243V242H4ZM36 243V242H35ZM96 243V242H95ZM110 243V242H109ZM115 243V242H114ZM235 243V241H234ZM255 243V242H254ZM83 244L85 245V250L84 252L81 251V247H84ZM105 244V243H104ZM260 244V250L259 251H264V243H259ZM6 245V244H5ZM47 245V244H46ZM172 245V244H171ZM253 245V244H252ZM256 245V244H255ZM51 246V245H50ZM58 246V245H57ZM56 246V247H57ZM152 246V245H151ZM5 247V246H4ZM43 247V246H42ZM59 247V246H58ZM249 247V246H248ZM253 247V246H252ZM6 248V247H5ZM54 248V247H53ZM111 248V247H110ZM247 248V247H246ZM255 248V247H254ZM166 249V248H165ZM238 249V248H237ZM241 249V248H240ZM244 249V246H243ZM25 250V248H24ZM59 250V248H58ZM82 250H84V248H82ZM119 250V249H118ZM149 250V249H148ZM182 250V249H181ZM236 250V249H235ZM234 250V251H235ZM251 250V248H250ZM258 250V249H257ZM256 250L257 253H259ZM190 251V250H189ZM89 252L90 254L92 253L91 256H89ZM104 252L105 249H104ZM108 252V251H107ZM199 252V251H198ZM244 252V251H243ZM253 252H255V250H253ZM255 252V253H256ZM28 253V252H26ZM53 253V251H52ZM58 253V252H57ZM238 253V252H237ZM8 254V253H7ZM250 254V253H249ZM6 255V253H5ZM40 255V254H39ZM223 255V254H222ZM227 255V254H226ZM245 255V254H244ZM260 255V253H259ZM257 255V256H259ZM262 255V254H261ZM8 256V255H7ZM57 256V254H56ZM59 256V254H58ZM230 256V255H229ZM253 256V254H252ZM13 257V256H12ZM41 257V256H40ZM45 258V256H42V258ZM105 256L100 258H104ZM162 257V256H161ZM194 257V256H193ZM202 257V256H201ZM249 257V260L251 258V256H247ZM255 257V254H254ZM262 257V256H261ZM10 258V257H9ZM43 258V260H44ZM48 258V257H47ZM253 258V257H252ZM260 259V257H258ZM257 258V259H258ZM13 259V258H11ZM52 258H50L51 260ZM55 259V258H54ZM53 259V260H54ZM59 259V257H58ZM148 259V258H147ZM179 259V258H178ZM238 259V258H237ZM246 259V258H245ZM257 259L255 261V259L253 260V262L251 263H255L257 262ZM263 258H261L260 262L263 261ZM52 260V261H53ZM113 260V259H112ZM194 260V258H193ZM32 261V260H31ZM45 261H48L45 259ZM58 262H56V259L54 260V262H56L55 264H59L60 259L57 260ZM103 261V260H102ZM185 261V259H184ZM245 261V260H243ZM247 261V260H246ZM41 262V259H40ZM49 262V261H48ZM45 262L43 264H51ZM52 262V264L54 263ZM201 262V261H200ZM241 262V261H240ZM259 262V260H258ZM264 262V261H263ZM11 263V262H10ZM42 263V262H41ZM203 263V262H202ZM250 263V264H251ZM28 264V263H27ZM35 264L36 260H35ZM141 264V263H140ZM192 264V263H191ZM245 264V263H244ZM249 264V263H247Z\"/></svg>",
    "mask_w": 264,
    "mask_h": 264
}]
</instances>
